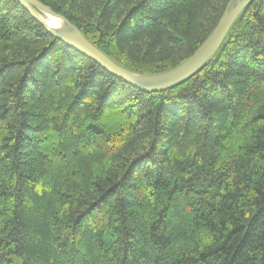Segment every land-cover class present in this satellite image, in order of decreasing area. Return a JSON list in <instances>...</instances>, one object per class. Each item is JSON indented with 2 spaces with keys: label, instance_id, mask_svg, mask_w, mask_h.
<instances>
[{
  "label": "trees",
  "instance_id": "trees-1",
  "mask_svg": "<svg viewBox=\"0 0 264 264\" xmlns=\"http://www.w3.org/2000/svg\"><path fill=\"white\" fill-rule=\"evenodd\" d=\"M121 67L172 70L231 0H39ZM0 264H264V0L143 92L0 0Z\"/></svg>",
  "mask_w": 264,
  "mask_h": 264
},
{
  "label": "water",
  "instance_id": "water-1",
  "mask_svg": "<svg viewBox=\"0 0 264 264\" xmlns=\"http://www.w3.org/2000/svg\"><path fill=\"white\" fill-rule=\"evenodd\" d=\"M17 1L52 37L94 61L110 75L143 92H162L180 86L198 73L220 49L242 11L255 0H231L215 30L189 59L172 70L155 75H140L121 67L91 43L75 25L39 0ZM52 19L62 20L64 28H55Z\"/></svg>",
  "mask_w": 264,
  "mask_h": 264
},
{
  "label": "bare ground",
  "instance_id": "bare-ground-1",
  "mask_svg": "<svg viewBox=\"0 0 264 264\" xmlns=\"http://www.w3.org/2000/svg\"><path fill=\"white\" fill-rule=\"evenodd\" d=\"M52 25L55 27V28H58V29H62L64 28L65 26V23L60 20V19H52Z\"/></svg>",
  "mask_w": 264,
  "mask_h": 264
}]
</instances>
